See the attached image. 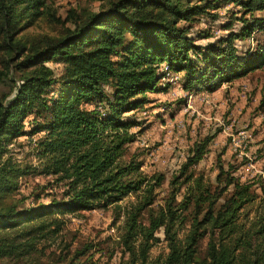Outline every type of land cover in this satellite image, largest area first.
<instances>
[{"label":"trees","instance_id":"16d2710c","mask_svg":"<svg viewBox=\"0 0 264 264\" xmlns=\"http://www.w3.org/2000/svg\"><path fill=\"white\" fill-rule=\"evenodd\" d=\"M94 1L100 8L71 14L72 27L61 36L35 40L23 31L50 11L46 0H0V140L24 134L22 120L34 107L43 121H36L30 133L45 131L38 139L40 170L63 186L59 198L25 207L11 194L28 166L2 158L0 150V258L94 264L93 243L74 248L72 242L62 243L66 219L57 213L115 204L118 218L123 213L120 241L128 254L119 264H198L197 245L205 236L201 264H264V185L256 192L233 174L235 166L225 169L220 159L214 182L194 173L191 166L201 159L207 137L171 177L163 203L155 207L164 174L143 172L138 154H128L137 123L126 117L144 104L147 93L162 90L161 63L183 72L186 86L199 83L209 91L264 67V41L243 56L234 43L255 30L264 34V0ZM223 3L240 8L227 12L229 19L220 27L228 32L196 44L192 22L204 13L217 20L220 14L212 10ZM236 20L241 26L233 31ZM190 53L201 56L204 66ZM51 60L63 63L60 75L45 66ZM53 84L60 86L59 95L45 97ZM95 101L104 102L105 110L81 106ZM128 195L133 201L119 205ZM160 229L168 251L151 259ZM58 238L59 251L49 261L43 244Z\"/></svg>","mask_w":264,"mask_h":264},{"label":"rangeland","instance_id":"374dc122","mask_svg":"<svg viewBox=\"0 0 264 264\" xmlns=\"http://www.w3.org/2000/svg\"><path fill=\"white\" fill-rule=\"evenodd\" d=\"M200 0H191L197 2ZM50 11L36 18L34 23L23 31V35L31 39L58 37L72 27L69 20L71 14L81 11H97L100 8L94 0H46ZM240 9L233 3H223L213 9L219 18L213 21L207 14L198 15L192 22L190 35L198 45H206L225 35L228 30L221 25L229 19L228 11ZM257 15H262L257 13ZM249 17V15H245ZM240 21H234L231 30L237 31ZM208 34L209 37L204 35ZM264 41V34L255 30L244 39H236L235 46L239 55L243 56L254 50L257 42ZM199 66H204L201 56L190 53ZM45 66L53 69L57 75L63 71V63L51 60ZM161 69V70H160ZM160 72L164 76L159 81L161 91L147 93L145 102L137 110L126 115L132 117L137 125L131 128L136 132V140L128 145V154H138L141 170L151 174H164L163 183L156 189L154 206L161 205L169 190V180L176 174L187 157L193 155L196 144L211 137L201 159L191 169L194 173H202L206 180L214 182L218 173V159L228 169L236 167L233 174L241 182L252 183V189L260 193V185H264V67L251 71L230 82H223L213 91L203 84L194 83L186 86L182 80L183 72L171 70L166 63H161ZM0 86V93L3 90ZM60 86H50L45 97H57ZM105 89L109 90L108 87ZM85 109L105 110L104 102H83ZM30 107L22 120L24 134L15 137L5 136L0 144L2 158L10 157L21 166H28L27 172L17 178V187L11 195L23 201L25 207L37 203H49L52 198H59L63 186L56 176L41 172V158L37 155L38 139L45 131L30 133L36 121H43ZM244 131L246 138L235 139L232 136ZM4 198L6 199L7 196ZM9 198V197H8ZM134 196L123 198L119 205L124 207ZM252 211V209H248ZM115 204H99L92 209L57 213L66 219L63 231V244L72 242V248L86 242L93 243L90 257L94 264H119L127 258V252L121 245L120 235L123 227V213L117 216ZM253 213L251 212V215ZM56 215V214H55ZM12 229H8L11 231ZM4 229H0L3 232ZM156 235L159 241L150 249L149 256L155 259L168 251L162 229ZM59 241L48 239L44 252L52 259V254L59 251ZM207 236L200 239L197 245L196 261L202 263L206 258ZM46 256L42 257L45 259ZM0 264H25L6 256L0 258Z\"/></svg>","mask_w":264,"mask_h":264},{"label":"built area","instance_id":"2783aa9c","mask_svg":"<svg viewBox=\"0 0 264 264\" xmlns=\"http://www.w3.org/2000/svg\"><path fill=\"white\" fill-rule=\"evenodd\" d=\"M244 138H246V134L244 131H240L237 133V135H233L231 139H232L234 147H236L235 146V139H244Z\"/></svg>","mask_w":264,"mask_h":264}]
</instances>
